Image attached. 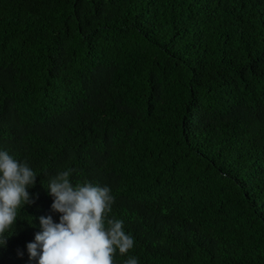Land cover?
<instances>
[{
    "label": "trees",
    "instance_id": "obj_1",
    "mask_svg": "<svg viewBox=\"0 0 264 264\" xmlns=\"http://www.w3.org/2000/svg\"><path fill=\"white\" fill-rule=\"evenodd\" d=\"M0 149L109 186L139 264H264V0H0ZM31 220V223H29Z\"/></svg>",
    "mask_w": 264,
    "mask_h": 264
},
{
    "label": "clouds",
    "instance_id": "obj_2",
    "mask_svg": "<svg viewBox=\"0 0 264 264\" xmlns=\"http://www.w3.org/2000/svg\"><path fill=\"white\" fill-rule=\"evenodd\" d=\"M70 174L71 170L60 172L46 186L51 211L59 215L39 217L40 230L26 245L29 257L37 264H113L117 251L125 255L134 247L123 221L109 218L115 196L106 185L88 181L73 185ZM36 177L27 162L0 149V247L13 234L24 206L35 202L28 189L35 186ZM124 264L139 260L131 256Z\"/></svg>",
    "mask_w": 264,
    "mask_h": 264
}]
</instances>
